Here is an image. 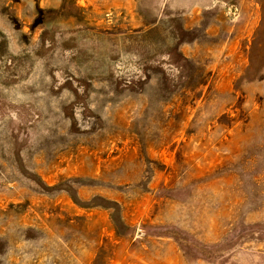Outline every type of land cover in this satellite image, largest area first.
<instances>
[{
  "label": "rangeland",
  "instance_id": "rangeland-1",
  "mask_svg": "<svg viewBox=\"0 0 264 264\" xmlns=\"http://www.w3.org/2000/svg\"><path fill=\"white\" fill-rule=\"evenodd\" d=\"M0 264H264V0H0Z\"/></svg>",
  "mask_w": 264,
  "mask_h": 264
}]
</instances>
